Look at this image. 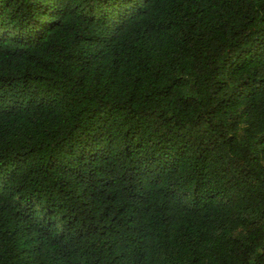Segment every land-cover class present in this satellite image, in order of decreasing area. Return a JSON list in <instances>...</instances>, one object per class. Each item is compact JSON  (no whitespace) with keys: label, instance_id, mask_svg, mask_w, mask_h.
Segmentation results:
<instances>
[{"label":"trees","instance_id":"obj_1","mask_svg":"<svg viewBox=\"0 0 264 264\" xmlns=\"http://www.w3.org/2000/svg\"><path fill=\"white\" fill-rule=\"evenodd\" d=\"M0 264H264V0H0Z\"/></svg>","mask_w":264,"mask_h":264}]
</instances>
